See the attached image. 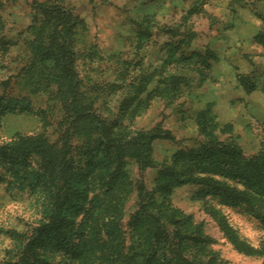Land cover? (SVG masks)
I'll list each match as a JSON object with an SVG mask.
<instances>
[{"label": "trees", "instance_id": "trees-1", "mask_svg": "<svg viewBox=\"0 0 264 264\" xmlns=\"http://www.w3.org/2000/svg\"><path fill=\"white\" fill-rule=\"evenodd\" d=\"M40 12L35 37L26 41L30 59L19 86L32 95L55 96L64 105L65 120L59 141L19 137L0 145L8 188L39 195L46 221L28 244L14 237L20 254L7 264H52L54 253L65 259L59 264H218L208 253L211 240L203 224L172 204L175 191L187 185L198 187L196 196L237 251L264 256V241L255 248L242 240L226 215L210 204L244 207L264 228V154L245 157L232 126L218 121L210 103L194 118L202 140L161 165L151 189L135 186L126 160L136 161L141 171L155 167L154 142L173 138L159 129L132 132L125 124L147 108L149 82L138 79L124 86L127 97L119 116L103 119L95 109L98 98L83 89L77 71L79 21L59 5L42 6ZM257 41L264 45V34ZM239 80L254 90L248 78L240 75ZM181 84L172 76L161 97L176 99ZM26 111L46 113L35 111L24 97H0V119ZM135 189L138 208L124 230L125 205Z\"/></svg>", "mask_w": 264, "mask_h": 264}, {"label": "rangeland", "instance_id": "rangeland-1", "mask_svg": "<svg viewBox=\"0 0 264 264\" xmlns=\"http://www.w3.org/2000/svg\"><path fill=\"white\" fill-rule=\"evenodd\" d=\"M201 1L0 0V97H24L35 111L46 110L45 114L26 111L2 116L0 145L19 137L61 139L64 105L55 96L32 95L19 86L20 72L30 59L26 41L35 37L40 7L53 4L79 21L75 48L82 56L77 71L83 89L98 98V115L115 120L127 97L124 86L138 79L149 82L144 93L151 94L147 108L125 124L132 132L159 129L173 138L154 142L155 167L141 171L136 161L126 160L125 170L135 186L144 183L151 189L161 165L178 150L202 140L194 118L210 103L218 121L232 126L245 157L264 154V45L257 41L264 34V0ZM240 75L249 79L253 91L240 82ZM172 76L181 78L182 84L179 96L167 101L161 94ZM9 177L0 167V264L19 256L14 237L26 245L46 223L39 195L8 188ZM197 191L195 185L177 189L172 204L203 224L211 240L208 253L216 255L218 264H264V256L234 248L206 212ZM138 201L135 189L125 205L124 230ZM210 204L226 215L242 240L260 247L264 228L244 207L221 206L216 200ZM51 258L52 264L65 260L61 253Z\"/></svg>", "mask_w": 264, "mask_h": 264}]
</instances>
